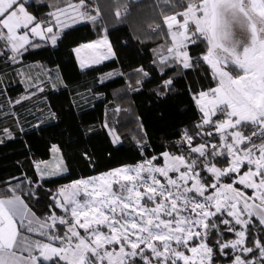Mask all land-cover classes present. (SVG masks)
<instances>
[{
  "label": "snow or ice",
  "instance_id": "obj_1",
  "mask_svg": "<svg viewBox=\"0 0 264 264\" xmlns=\"http://www.w3.org/2000/svg\"><path fill=\"white\" fill-rule=\"evenodd\" d=\"M180 2L183 11L163 16L170 43L153 60L161 74L157 94L173 89L174 76L163 79L170 67L192 70L203 63L215 81L191 93L200 114L197 131L193 136L185 128L176 142L187 150H165L60 186L43 219L16 194L19 185L9 186L12 195L0 197V264H217L220 258L264 264V0ZM31 6L30 0H0V54L10 50L13 62L40 47L34 38L56 45L69 19L99 16L98 9L87 11L86 0L56 7L48 19ZM201 44L205 51L193 56L190 48ZM73 51L81 68L115 55L106 35ZM248 128L246 135L241 129ZM0 132L11 138L8 129ZM197 137L202 142L194 144ZM35 167L41 177L67 172L63 157ZM34 232L46 242L26 234Z\"/></svg>",
  "mask_w": 264,
  "mask_h": 264
},
{
  "label": "trees",
  "instance_id": "obj_2",
  "mask_svg": "<svg viewBox=\"0 0 264 264\" xmlns=\"http://www.w3.org/2000/svg\"><path fill=\"white\" fill-rule=\"evenodd\" d=\"M69 2L78 0H31L33 6L29 10L48 19L47 13ZM86 5L94 13L99 10L95 22L87 21L67 29L56 45L35 40L40 47L29 48L13 63L37 61L43 68L57 65L69 84L93 81V90L104 94V99L94 107L79 109L71 88L47 89L45 94L56 114L55 122L25 131L12 125L11 138L0 132L3 141L0 143V197L12 194L9 186L19 185L16 193L23 195L42 218L53 211L48 206L53 204L51 196L60 186L139 163L165 150L186 151V143L178 146L176 142L181 140L185 128L195 136V124L200 115L191 93L215 86L210 70L203 63L192 70L175 66L165 69L163 75V79L174 76L173 89L165 96L157 94L161 74L159 63L154 64L153 60L157 59L156 50L170 43L163 16L183 11L186 3L180 0H86ZM104 35L109 36L117 58L80 71L74 47ZM204 51L203 44L190 48L193 56ZM10 53L7 51V55ZM1 62L2 58L0 68ZM141 67L149 73L147 77L137 71ZM115 70L116 74L107 75ZM105 74L106 80L99 82L100 76ZM24 91L20 82L8 83L2 99L13 98ZM12 113L17 116L14 110ZM105 124L121 137L118 145L112 142ZM243 131L249 135L252 129ZM201 142L200 137L194 140V144ZM53 144L60 146L68 173L40 180L35 162L49 158ZM54 210L57 215L63 214L61 209ZM256 235L261 233L256 232ZM232 236L226 234L225 238ZM217 263L227 264L228 261L220 258Z\"/></svg>",
  "mask_w": 264,
  "mask_h": 264
},
{
  "label": "crops",
  "instance_id": "obj_3",
  "mask_svg": "<svg viewBox=\"0 0 264 264\" xmlns=\"http://www.w3.org/2000/svg\"><path fill=\"white\" fill-rule=\"evenodd\" d=\"M72 3H77V2H72ZM87 11L90 12V14L92 15L97 14V13L92 12L90 9H88V7H87ZM98 18L99 16L97 17V19ZM84 22H87V21L79 20L76 23H72L71 19H69L67 21V23L69 24V27L65 28L63 32L69 28L78 26ZM106 36L112 46V50L115 53V55L111 57L110 59L103 61L102 63L110 61V60H114L117 58L114 46L109 36L108 35ZM35 40H40V39L37 37V38H34V41ZM95 40H92V41H95ZM92 41H88L84 43H90ZM2 43L3 42L1 41V44ZM84 43H81V44H84ZM79 45L75 46L74 48L78 47ZM7 51L10 52V50H7ZM11 55H12L11 53L9 55L0 54V58H2L1 68H0V103H5V102H8L9 100L13 102V104L15 105L14 107L16 109V111L15 110L14 111L19 114V118H21V120H17L18 116L15 117L11 114L7 115L4 113H0V129L6 128L10 131L11 126L13 125L25 131V130L37 128L40 125L55 122L56 114H55V118H53L52 113H55V112L52 110L51 106L49 105L48 98L45 94V90L47 89L60 90L63 88H71L74 93L73 98H74L75 105L79 109L92 108L97 102L104 99L103 93H99L93 90V86L95 85L93 81L82 80L74 84H69L64 78L62 70L59 66L56 65V66L49 67V68H43L41 66V63L37 61L13 64L14 62L9 59ZM81 55L86 58V62H87V57L90 55V53L88 51H84L81 53ZM75 57H76L79 70L82 72L93 66L99 65V64H95V65L89 64L87 67L81 68L80 61L77 58L76 54H75ZM17 60H20V59L17 58ZM8 64H11V65H8ZM116 73H117L116 70L111 72V74H116ZM106 78H107L106 74L101 75L99 78V82L105 81ZM16 81L20 82L23 85L25 91L20 93L18 96H15L13 98L6 97L3 100L2 98L5 96L4 91H5L7 84L13 83ZM38 89H43V91H39ZM22 97H25V98L22 99ZM17 100H19L20 102L16 103ZM106 129L108 133L109 131H111V129L108 126L106 127ZM53 146H56L59 149V152L54 153ZM58 157H63V162L65 166L67 167V164L64 159L63 153L60 149V146L58 144H53L51 147L50 157L44 160L36 161L35 165L37 162H40V161L55 162ZM67 173H68V168H67V172L61 175H57V176L44 175L43 177H41V173L37 171V174L40 180L59 177ZM17 195L22 197V199L28 205L31 212L35 213L36 217L43 219L29 205V203L27 202V200L25 199L23 195L21 194H17ZM26 234L29 235L32 239H39V240L46 242V237L40 236L39 233L34 232V233H26Z\"/></svg>",
  "mask_w": 264,
  "mask_h": 264
},
{
  "label": "rangeland",
  "instance_id": "obj_4",
  "mask_svg": "<svg viewBox=\"0 0 264 264\" xmlns=\"http://www.w3.org/2000/svg\"><path fill=\"white\" fill-rule=\"evenodd\" d=\"M15 105L13 104V102H11L10 100L8 101V102H5V103H0V113H4V114H7V115H14V113H12V111L13 110H15L16 111V109H15V107H14ZM16 114H17V116H18V118H17V120H21V118H19V114L16 112ZM242 131H243V129H241ZM114 130H111V131H109V135H110V137H111V140H112V142L115 144V145H118L120 142H121V137L114 131V133H115V137L111 134L112 132H113ZM115 138H118V142H114V139ZM208 139H210V138H208ZM214 142H218V140H216V141H214ZM156 156V155H155ZM149 159H151V158H149ZM140 163V162H139ZM157 163H160V164H162L163 163V161L162 160H160V161H157ZM137 164V163H136ZM136 164H126V165H128V166H133V165H136ZM123 166H125V165H123ZM119 167H121V166H119ZM115 169V168H114ZM103 173H105V172H103ZM101 174V173H100ZM97 175H99V174H97ZM94 176H96V175H94ZM92 177V176H91ZM89 178V177H88ZM249 195H251V192L249 191ZM59 215H61V214H59ZM235 237L234 236H232V237H230V239H234ZM217 264H219V263H217Z\"/></svg>",
  "mask_w": 264,
  "mask_h": 264
},
{
  "label": "built area",
  "instance_id": "obj_5",
  "mask_svg": "<svg viewBox=\"0 0 264 264\" xmlns=\"http://www.w3.org/2000/svg\"><path fill=\"white\" fill-rule=\"evenodd\" d=\"M85 21H91V20H85Z\"/></svg>",
  "mask_w": 264,
  "mask_h": 264
}]
</instances>
